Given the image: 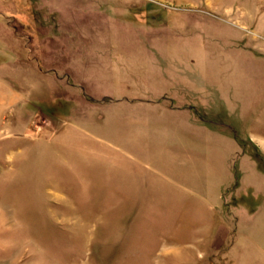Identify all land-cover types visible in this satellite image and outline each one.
<instances>
[{"label": "rangeland", "instance_id": "1", "mask_svg": "<svg viewBox=\"0 0 264 264\" xmlns=\"http://www.w3.org/2000/svg\"><path fill=\"white\" fill-rule=\"evenodd\" d=\"M0 264H264V0H0Z\"/></svg>", "mask_w": 264, "mask_h": 264}]
</instances>
